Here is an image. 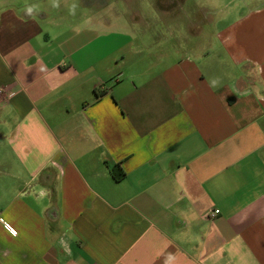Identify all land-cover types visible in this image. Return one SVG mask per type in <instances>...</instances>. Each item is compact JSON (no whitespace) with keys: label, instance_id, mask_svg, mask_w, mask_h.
<instances>
[{"label":"crops","instance_id":"1","mask_svg":"<svg viewBox=\"0 0 264 264\" xmlns=\"http://www.w3.org/2000/svg\"><path fill=\"white\" fill-rule=\"evenodd\" d=\"M229 1L0 0V264H264V0Z\"/></svg>","mask_w":264,"mask_h":264},{"label":"trees","instance_id":"2","mask_svg":"<svg viewBox=\"0 0 264 264\" xmlns=\"http://www.w3.org/2000/svg\"><path fill=\"white\" fill-rule=\"evenodd\" d=\"M119 170V167L117 165V167H113V174L115 175L116 179H119L123 176V172L118 173L117 171Z\"/></svg>","mask_w":264,"mask_h":264},{"label":"rangeland","instance_id":"3","mask_svg":"<svg viewBox=\"0 0 264 264\" xmlns=\"http://www.w3.org/2000/svg\"><path fill=\"white\" fill-rule=\"evenodd\" d=\"M240 2H242V1L241 0H230L229 3H228L229 4V8H232V5H233L232 3L240 4ZM215 18H217V16H215ZM220 18H222V15L220 16Z\"/></svg>","mask_w":264,"mask_h":264},{"label":"built area","instance_id":"4","mask_svg":"<svg viewBox=\"0 0 264 264\" xmlns=\"http://www.w3.org/2000/svg\"><path fill=\"white\" fill-rule=\"evenodd\" d=\"M214 212L215 213H217L218 212V210L216 209V210H214ZM6 225V227H7V229L10 231V232H12V233H15V230H14V228L13 227H11L10 225H8V224H5Z\"/></svg>","mask_w":264,"mask_h":264},{"label":"clouds","instance_id":"5","mask_svg":"<svg viewBox=\"0 0 264 264\" xmlns=\"http://www.w3.org/2000/svg\"><path fill=\"white\" fill-rule=\"evenodd\" d=\"M27 12L30 14L32 12L31 8H27Z\"/></svg>","mask_w":264,"mask_h":264}]
</instances>
